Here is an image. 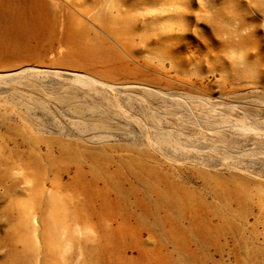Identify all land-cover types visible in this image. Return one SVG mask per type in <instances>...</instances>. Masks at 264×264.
<instances>
[{
    "label": "rangeland",
    "instance_id": "rangeland-1",
    "mask_svg": "<svg viewBox=\"0 0 264 264\" xmlns=\"http://www.w3.org/2000/svg\"><path fill=\"white\" fill-rule=\"evenodd\" d=\"M11 3L0 264H264V0Z\"/></svg>",
    "mask_w": 264,
    "mask_h": 264
},
{
    "label": "bare ground",
    "instance_id": "bare-ground-1",
    "mask_svg": "<svg viewBox=\"0 0 264 264\" xmlns=\"http://www.w3.org/2000/svg\"><path fill=\"white\" fill-rule=\"evenodd\" d=\"M33 1H38V0H33ZM45 1V0H43ZM12 7V3L11 0H0V9H5L8 10L7 12H10V10ZM37 5H34L33 7L28 6V12L30 10L33 11V14H37L39 12H42L43 9H39L36 10ZM45 10V9H44ZM79 178L82 179L81 182L79 183V188L75 187L74 184H76L73 180V178L71 179L70 182H72L69 186L68 183L66 186L62 185V189H71L75 194H77L78 197H81V199L85 202V207L80 209L82 212H80L79 214H77L78 216H76V223H81L83 224V227H89V225L91 226V222L98 217V214H103L104 211L110 209L113 211V214H115V216L118 215V212L116 210H114L116 207H113V203L110 201V199L108 198L107 193L110 191V189H105L104 188H97V186L88 183L87 181H85L81 176H79ZM93 187H91V186ZM109 210V211H110ZM113 223H114V218H112ZM82 226V225H81ZM86 227V228H87ZM117 228H119V226H117ZM118 230V229H115ZM82 236V235H81ZM65 238V237H64ZM88 238V237H86ZM83 236V239H86ZM117 240V239H116ZM122 242H117L114 241L112 248L109 251H106V254L108 256V258L110 259L112 256L113 258L117 259V260H124L123 258H125L126 253L124 251L121 250V247L124 246V244H122ZM82 246V245H81ZM111 251V252H110ZM137 253V257H127L126 259H130L127 260L130 264H134L136 262V260H138V258H144L145 259V264H155L153 259L151 258V255H141V253L139 251H136ZM105 254V253H104ZM109 254H111L109 256ZM125 264V263H123ZM158 264H160L158 262Z\"/></svg>",
    "mask_w": 264,
    "mask_h": 264
}]
</instances>
